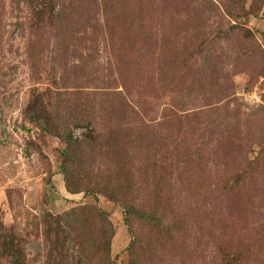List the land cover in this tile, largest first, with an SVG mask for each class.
I'll return each mask as SVG.
<instances>
[{
    "label": "rangeland",
    "instance_id": "374dc122",
    "mask_svg": "<svg viewBox=\"0 0 264 264\" xmlns=\"http://www.w3.org/2000/svg\"><path fill=\"white\" fill-rule=\"evenodd\" d=\"M0 264H264V0H0Z\"/></svg>",
    "mask_w": 264,
    "mask_h": 264
}]
</instances>
